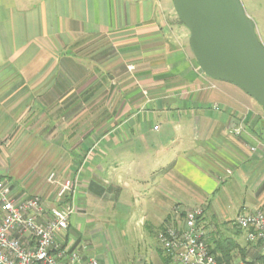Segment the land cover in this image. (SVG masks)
I'll return each instance as SVG.
<instances>
[{"label":"crops","instance_id":"crops-1","mask_svg":"<svg viewBox=\"0 0 264 264\" xmlns=\"http://www.w3.org/2000/svg\"><path fill=\"white\" fill-rule=\"evenodd\" d=\"M240 2L264 45V0ZM188 31L173 0H0V179L52 206L43 179L82 168L76 213L58 243L90 255L95 244L100 264H108L97 240L107 229L120 233L117 263L176 264L158 235L182 229L187 210L204 209L211 250L221 239L205 218L213 200L235 202L236 216L264 212V109L200 69ZM87 53L83 61L110 78L120 101L104 133L105 122L74 126L89 117L74 110L75 85L99 80L77 73ZM229 239L233 256L261 255Z\"/></svg>","mask_w":264,"mask_h":264},{"label":"built area","instance_id":"built-area-1","mask_svg":"<svg viewBox=\"0 0 264 264\" xmlns=\"http://www.w3.org/2000/svg\"><path fill=\"white\" fill-rule=\"evenodd\" d=\"M134 69L129 66L130 71ZM154 130H159V126ZM242 131V128L237 130V134ZM79 174L63 178L58 171H52L48 175L46 183L54 189L52 206L46 204L39 192L19 195L10 180L0 179V264H100L86 247L70 250L58 243L60 234L68 230L76 213ZM203 215L202 207L191 208L185 212L182 229L171 227L158 235L166 258L176 264H220L207 243V231L200 224ZM233 224L247 243L258 246L264 257V212L241 211ZM237 264L264 263L239 261Z\"/></svg>","mask_w":264,"mask_h":264},{"label":"water","instance_id":"water-1","mask_svg":"<svg viewBox=\"0 0 264 264\" xmlns=\"http://www.w3.org/2000/svg\"><path fill=\"white\" fill-rule=\"evenodd\" d=\"M173 2L200 69L240 87L264 109V45L240 0Z\"/></svg>","mask_w":264,"mask_h":264},{"label":"rangeland","instance_id":"rangeland-1","mask_svg":"<svg viewBox=\"0 0 264 264\" xmlns=\"http://www.w3.org/2000/svg\"><path fill=\"white\" fill-rule=\"evenodd\" d=\"M88 55L89 53L84 54V56L81 59L77 60L78 63L77 64L75 63L77 73L83 75L82 78H84L85 83L94 80L96 76H99V80H97V82H94L88 88L87 87L83 88V86H80L79 84L77 86L75 85V91L76 92L82 91V92L80 96L76 98V100L73 102L75 103L77 101L75 103L74 110L78 111V114L86 111V113L89 114V117L76 119L75 123L78 122V124L74 126L77 127L79 124L83 125L84 123H87L89 128L91 127L97 128V126L105 122L106 125L104 126V124H102L101 128L102 127L103 128L100 129V133H104L107 131V129L112 127L113 124L118 122L117 119L115 120L114 117H112V114L110 112H113V110L118 109L117 107H120V101L119 103L116 102L118 93L116 91V87L110 82V78L106 75L105 76L102 75L103 73L100 69H97L93 65L88 66L83 61L84 58ZM86 69L88 71H85ZM85 83L83 85H85ZM121 105L123 104L121 103ZM104 114H106V118ZM108 114L110 117H108ZM52 171H58V170L56 169ZM48 175L43 179L42 183L44 184L45 187L47 186L49 189H53L49 187L48 184L46 183V179ZM213 201H214L213 205L210 207V209L207 210L205 214L206 220L212 223V226H215V229H218V233L220 235L221 240L225 241L228 238L234 237L239 241V243L243 247H247L249 244L245 242V240H243L245 238L242 236L241 232L236 227H234L233 224V221L236 218V210L233 208L235 207L234 204L235 202L232 204L231 201L224 200L223 203H220L219 205L218 199ZM122 226L123 225H121V227ZM116 232L107 229L105 231H102L100 238L97 239L98 242H100L99 249L102 250L103 255L106 261L108 262V264H119L117 262L121 261L120 260L121 255H119L120 248L117 243L120 238L118 237L120 233L117 232L118 233L117 235ZM97 240H94L93 243L97 242ZM93 246H94L93 248L94 250H92V255L97 258V255H95L96 246L95 244ZM239 261H244V260H241L239 256L238 257L234 256L233 260L231 261V264H237Z\"/></svg>","mask_w":264,"mask_h":264},{"label":"trees","instance_id":"trees-1","mask_svg":"<svg viewBox=\"0 0 264 264\" xmlns=\"http://www.w3.org/2000/svg\"><path fill=\"white\" fill-rule=\"evenodd\" d=\"M202 220V219H201ZM207 243L209 244V239H208V234H207ZM216 247L214 250H212V252L215 254H217V258L220 264H231V261L233 260L234 256L232 255V250L235 249V245L236 243L234 241H232L231 239H226L225 241L223 240H218L216 241ZM242 250H240L241 252ZM242 258L244 260H246L245 255H242ZM170 259V258H169ZM255 262H261L264 263V257L263 256H259Z\"/></svg>","mask_w":264,"mask_h":264}]
</instances>
